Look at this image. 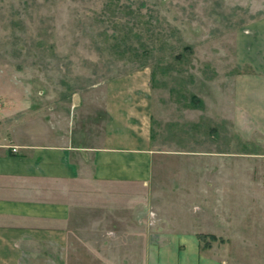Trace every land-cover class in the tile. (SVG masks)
Instances as JSON below:
<instances>
[{
    "label": "rangeland",
    "instance_id": "374dc122",
    "mask_svg": "<svg viewBox=\"0 0 264 264\" xmlns=\"http://www.w3.org/2000/svg\"><path fill=\"white\" fill-rule=\"evenodd\" d=\"M263 32L264 0H0V110L21 115L27 108L53 126L67 121L62 115L74 94L80 101L78 131L93 140L104 119L103 85L144 72L157 150L210 156L216 149L230 151L233 143V151L257 153L261 149L229 133L216 103L221 89L229 88L226 77L236 73L233 64L246 58L247 39ZM233 162L221 177L202 184L201 196L192 182L197 195L184 197L172 212L166 211L173 200L165 180L96 195L99 210L79 214L85 217L80 225L95 226L83 236L98 243L79 244L78 255L62 264H137L103 250L122 246L128 253L146 252L150 245L144 237H168L183 227L209 233L221 222L217 233L204 235L214 240L197 237L200 256L217 264H264V189L252 185V177L259 183L257 173L252 176L254 160L234 157ZM194 205L202 211L193 212ZM84 229L76 230L83 234ZM158 246L179 252L187 245Z\"/></svg>",
    "mask_w": 264,
    "mask_h": 264
},
{
    "label": "crops",
    "instance_id": "0c3cea01",
    "mask_svg": "<svg viewBox=\"0 0 264 264\" xmlns=\"http://www.w3.org/2000/svg\"><path fill=\"white\" fill-rule=\"evenodd\" d=\"M245 49L246 58L232 66L236 73L226 77L229 88L217 94L216 112L229 133L248 147L261 149L257 153L233 151V143L228 146L230 151L216 149L210 156L205 151L157 150L152 138L154 104L144 72L103 85L104 119L100 135L93 140L78 131L76 108L80 101L74 94L69 112L62 115L67 121L53 126L27 108H22L21 115L11 112L13 109L0 110V264H32L30 261L38 259L45 264H62L63 259L78 255L75 250L79 244H97L83 236L95 226L87 222L80 225L85 217L79 213L99 210L96 195H108L110 189L165 180L166 195L173 200L166 211L172 212L180 208L176 204L184 197L197 195L190 187L192 182L199 184L201 196L202 184L221 177L234 157L255 161L252 176L257 173L259 183L252 177V185L264 189V34L256 40L247 39ZM204 206V213L209 212ZM202 209L192 207L196 213ZM218 226L222 227V222L212 226L210 234L192 233L186 231L192 227L182 226V231L168 237H144L150 245L146 252L128 253L121 246L106 248L103 255L121 261L129 256L137 264L144 260L145 264H217L200 256L197 237L215 233ZM80 228H85L83 234L77 232ZM107 242L105 237L104 248ZM168 242L187 246L179 252L159 248V243Z\"/></svg>",
    "mask_w": 264,
    "mask_h": 264
},
{
    "label": "trees",
    "instance_id": "16d2710c",
    "mask_svg": "<svg viewBox=\"0 0 264 264\" xmlns=\"http://www.w3.org/2000/svg\"><path fill=\"white\" fill-rule=\"evenodd\" d=\"M198 238L200 239V241H201V240H204V239H206V238H210V239H212V240L215 239V238L212 237V236H204V235H198Z\"/></svg>",
    "mask_w": 264,
    "mask_h": 264
},
{
    "label": "built area",
    "instance_id": "2783aa9c",
    "mask_svg": "<svg viewBox=\"0 0 264 264\" xmlns=\"http://www.w3.org/2000/svg\"><path fill=\"white\" fill-rule=\"evenodd\" d=\"M15 151V150H14Z\"/></svg>",
    "mask_w": 264,
    "mask_h": 264
}]
</instances>
